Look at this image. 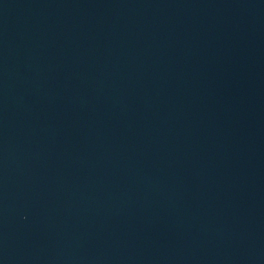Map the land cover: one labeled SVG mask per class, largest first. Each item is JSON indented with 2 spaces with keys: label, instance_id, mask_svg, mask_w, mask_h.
<instances>
[{
  "label": "water",
  "instance_id": "1",
  "mask_svg": "<svg viewBox=\"0 0 264 264\" xmlns=\"http://www.w3.org/2000/svg\"><path fill=\"white\" fill-rule=\"evenodd\" d=\"M0 264H264V0H0Z\"/></svg>",
  "mask_w": 264,
  "mask_h": 264
}]
</instances>
